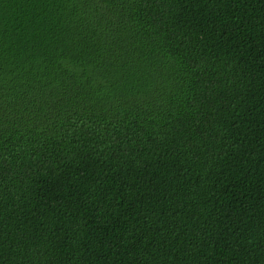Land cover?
<instances>
[{
  "label": "trees",
  "instance_id": "obj_1",
  "mask_svg": "<svg viewBox=\"0 0 264 264\" xmlns=\"http://www.w3.org/2000/svg\"><path fill=\"white\" fill-rule=\"evenodd\" d=\"M0 264H264V0H0Z\"/></svg>",
  "mask_w": 264,
  "mask_h": 264
}]
</instances>
